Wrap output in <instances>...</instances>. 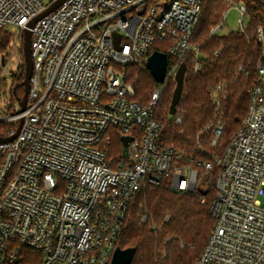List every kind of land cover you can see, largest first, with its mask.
I'll use <instances>...</instances> for the list:
<instances>
[{
  "label": "built area",
  "instance_id": "built-area-1",
  "mask_svg": "<svg viewBox=\"0 0 264 264\" xmlns=\"http://www.w3.org/2000/svg\"><path fill=\"white\" fill-rule=\"evenodd\" d=\"M55 1L0 0V30H14L11 41L22 49L28 23ZM201 2L65 0L30 29L33 68L24 108V94L13 93L17 69L0 91L6 126L0 138L14 136L21 124L13 141L0 143V264H110L131 200L142 186L159 183L197 193L201 204L213 189L214 224L193 264H264V48L245 116L221 150L218 114L205 129L209 149L198 146L206 158L160 141L164 122L156 109L169 81L175 83L190 51L194 72L201 67L191 44ZM224 4L209 35H219L230 9L239 15L234 32L247 35L244 2ZM156 42L169 44L167 73L141 104L132 71H147ZM257 42L264 44L261 27ZM224 96L218 86L217 110ZM116 136L132 138L126 147L121 141L119 154Z\"/></svg>",
  "mask_w": 264,
  "mask_h": 264
},
{
  "label": "trees",
  "instance_id": "trees-1",
  "mask_svg": "<svg viewBox=\"0 0 264 264\" xmlns=\"http://www.w3.org/2000/svg\"><path fill=\"white\" fill-rule=\"evenodd\" d=\"M244 2L247 11V35L229 32L210 36L225 9L224 0H202L199 21L194 29L191 44L197 48L200 70L194 72L195 53L190 51L181 63L185 77L180 99L176 106L179 123L169 115L175 83L169 81L156 109V118L164 122L160 141L186 151L195 158H206L198 146L208 147L206 127L221 115L224 121L221 150L241 124L256 79L257 65L262 60L264 44L257 42V29L264 30V6L258 0ZM11 35L0 30V55L6 56ZM169 44L156 42L151 51L168 54ZM216 51H219L215 54ZM22 55V49L20 48ZM170 59V57H169ZM18 73L14 96L24 94V66ZM239 68H241L239 70ZM139 80L135 85L134 100L146 104L155 88V80L147 71H132ZM223 87L225 94L216 108L214 90ZM201 133L199 138L197 135ZM115 153L121 150V136L113 138ZM211 190L201 204L197 193H175L163 183L146 184L140 188L127 209L125 226L118 246L121 249L136 247L131 264H193L201 253L214 221L209 212ZM147 219L141 222L142 215ZM166 217L168 219L166 220ZM30 256L31 253L24 251Z\"/></svg>",
  "mask_w": 264,
  "mask_h": 264
},
{
  "label": "water",
  "instance_id": "water-1",
  "mask_svg": "<svg viewBox=\"0 0 264 264\" xmlns=\"http://www.w3.org/2000/svg\"><path fill=\"white\" fill-rule=\"evenodd\" d=\"M65 0H56L52 5H50L46 10H44L41 14L33 18L27 25V28L23 31V39H22V56L24 60V69H25V75H24V81H23V87H24V95L23 100L21 102L22 108L25 106L26 102V96L29 91V80L32 74V57H31V31L30 29L33 28V26L39 21L41 18L47 16L48 14L55 11ZM114 46L116 49L119 48L120 43V35L115 33L114 34ZM167 56L164 53H160L157 51H153L150 56L147 59V71L150 73V75L154 78L155 82L161 83L167 73ZM184 77H185V66L182 64L179 69L177 70L174 80H175V87L173 90L172 98H171V104L169 107V115L172 116L176 113V106L178 104V101L181 96V92L183 89V83H184ZM21 128V124L19 125L18 129L16 130V133L14 136L8 138V139H2L0 138V143L2 142H11L13 141L16 136L19 134ZM123 146H127L131 141V137H122L121 138ZM136 253V247H130L126 249H121L119 246L115 249L110 264H131L133 257Z\"/></svg>",
  "mask_w": 264,
  "mask_h": 264
},
{
  "label": "rangeland",
  "instance_id": "rangeland-1",
  "mask_svg": "<svg viewBox=\"0 0 264 264\" xmlns=\"http://www.w3.org/2000/svg\"><path fill=\"white\" fill-rule=\"evenodd\" d=\"M44 5H47L49 3V0H40ZM239 18V15L234 9L228 10L224 22V26L222 30L219 32V35H226L229 32H234L236 30L237 26V19ZM247 20L245 19V22ZM7 32L9 34H13L14 30L11 28L7 29ZM20 42L17 40L15 42L11 41L10 43V50L7 51V55L4 56V60H0V65H4L5 69L2 70L0 68V91H1V86L3 85V81H5V77H7V73L13 69L16 70L17 72L21 71V66H22V59H21V52H20ZM1 56V55H0ZM134 71H137L136 69H133ZM6 129V126L4 124H0V131H3ZM213 194V189L209 188ZM213 197V196H212ZM30 259V258H29Z\"/></svg>",
  "mask_w": 264,
  "mask_h": 264
}]
</instances>
